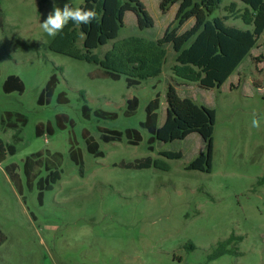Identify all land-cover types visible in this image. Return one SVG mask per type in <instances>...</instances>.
<instances>
[{"label": "rangeland", "instance_id": "obj_1", "mask_svg": "<svg viewBox=\"0 0 264 264\" xmlns=\"http://www.w3.org/2000/svg\"><path fill=\"white\" fill-rule=\"evenodd\" d=\"M85 0H71L80 7ZM154 18L150 28L139 29L136 16L127 12L116 39L100 46L101 56L123 38L163 36L174 20L173 6L164 13L160 0H141ZM224 0L215 15L224 13ZM69 0H0V137L16 145V153L0 163V264H264V36L238 70L218 88L207 89L177 77L171 67V46L163 72L128 86L101 74L94 63L52 51L40 23ZM243 4V3H242ZM245 27L242 20H238ZM192 26L187 22L184 28ZM260 52V56L256 53ZM59 83L45 104L38 102L52 74ZM10 74L25 86L7 93L3 84ZM173 85L183 98L216 112L211 172L189 169L206 144L198 133L173 141L155 140L140 126L146 106L159 98L158 126L166 119V91ZM68 102H59L60 92ZM81 92L84 93L85 99ZM139 105L125 115L127 100ZM118 113L116 119L91 115L82 106ZM28 117L20 140L6 128V112ZM260 128H253V116ZM60 120V121H59ZM59 121V123H58ZM51 124L54 132L36 134L38 124ZM140 131L137 145L121 140L105 142L102 130ZM98 143L104 156L87 149V138ZM80 151L85 173L71 158ZM181 153L172 157L166 153ZM41 153L43 167L54 154L61 172L43 202L34 179L25 174L27 157ZM151 159L148 167L137 163ZM44 175V171L41 172ZM227 253L211 258L222 241L233 237Z\"/></svg>", "mask_w": 264, "mask_h": 264}, {"label": "trees", "instance_id": "obj_2", "mask_svg": "<svg viewBox=\"0 0 264 264\" xmlns=\"http://www.w3.org/2000/svg\"><path fill=\"white\" fill-rule=\"evenodd\" d=\"M224 0H160L159 7L166 12L170 5L176 4L174 20L168 24L162 37L149 39L138 35H131L116 41L103 56L94 50L116 39L124 25L127 12L136 16L139 29L143 30L154 25V18L141 0H85L82 8L94 9L99 19L89 25L77 26L71 22L57 36L53 37L48 47L57 53L65 54L76 59L85 60L99 65L101 74L113 79L126 76L128 86L139 85L143 80L159 76L167 62L169 47L175 53V63L171 69L174 74L199 86L212 89L223 85L235 72L242 61L250 54L258 40L264 35V0H238L244 7H239L237 1L224 6V13L215 15ZM1 14V8H0ZM242 20L245 24L237 26L230 24V20ZM192 21V26L184 28ZM59 79L54 73L40 93L38 102L45 104L50 101ZM7 93L25 90L22 79L10 74L3 84ZM82 97L85 95L81 92ZM59 102H68L66 92L58 95ZM166 119L162 126H158L159 98L158 95L146 106V118L140 126L150 134L149 149L153 150L155 140L164 142L185 138L191 133H198L206 144V151L200 153L188 166L189 169L211 172L214 146V128L216 112L213 108L196 103L190 98L181 97L173 85L166 91ZM139 105V98L133 96L127 100L125 115L135 113ZM83 116L90 118L92 114L99 118L116 119L118 113L103 109L92 108L85 102L82 106ZM60 121V120H59ZM58 121V123H59ZM4 127L15 129V140H20L22 127L28 123L27 115L20 112L8 111L2 118ZM45 131L54 132L49 123L38 124L36 134ZM128 143L137 145L142 140L141 133L136 128L120 130H102L101 138L105 142L121 140L123 135ZM87 149L94 156H104L99 143L92 137L87 138ZM14 143H6L0 137V163L9 155L16 153ZM172 157H181V153H166ZM54 160L43 167L41 153H34L27 157L24 163L25 174L30 188L34 186V179L39 189V201L43 202L45 190L53 188L61 179L60 170L55 161H59L60 154L53 155ZM71 158L79 166V173L84 176L85 167L80 151L72 149ZM151 159L137 163V167H148ZM44 171V175L41 172ZM233 237L220 242L219 250L211 255L217 258L227 253V245Z\"/></svg>", "mask_w": 264, "mask_h": 264}, {"label": "clouds", "instance_id": "obj_3", "mask_svg": "<svg viewBox=\"0 0 264 264\" xmlns=\"http://www.w3.org/2000/svg\"><path fill=\"white\" fill-rule=\"evenodd\" d=\"M98 19L99 16L96 10L73 7L71 5V0H69V2L64 4L62 9L58 6H54L53 11L47 15L43 23H40V27L48 36L55 37L64 30L69 22L80 26L89 25ZM260 125V119L254 114L251 126L258 129Z\"/></svg>", "mask_w": 264, "mask_h": 264}, {"label": "crops", "instance_id": "obj_4", "mask_svg": "<svg viewBox=\"0 0 264 264\" xmlns=\"http://www.w3.org/2000/svg\"><path fill=\"white\" fill-rule=\"evenodd\" d=\"M234 1H237V2H238L239 7H244V5H243L240 1H238V0H234ZM231 2H232V1H231ZM173 8H174L173 13H174V15H175V11H176V9H177V5L175 4V5L173 6ZM189 22H192V21H189ZM192 23H193V22H192ZM229 23H230V24L237 25V26H241V24L238 22V20H233V21L230 20ZM166 27H167V24H166ZM263 36H264V35H263ZM263 36H261V37H263ZM261 39H262V38H261ZM258 41H259V40H258ZM257 44H258V42H257ZM257 44H256V46H257ZM256 46H255V47H256ZM255 47H254V48H255ZM254 48L251 50L250 54H252V52L254 51ZM250 54H249V55H250ZM256 55H257V56H260L261 54H260V52H257ZM242 62H243V61H242ZM241 64H242V63H241ZM241 64H240V65H241ZM240 65L238 66V68L240 67ZM238 68L235 70V72L238 70ZM235 72H234V73H235ZM234 73H233V74H234ZM233 74H232V75H233ZM232 75H231V76H232ZM231 76L228 78V80L231 78ZM228 80H227V81H228Z\"/></svg>", "mask_w": 264, "mask_h": 264}]
</instances>
